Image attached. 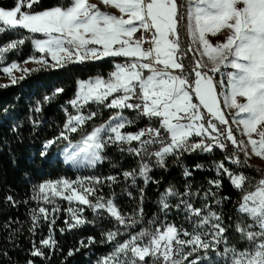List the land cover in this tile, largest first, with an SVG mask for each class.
Listing matches in <instances>:
<instances>
[{"label":"snow or ice","instance_id":"obj_1","mask_svg":"<svg viewBox=\"0 0 264 264\" xmlns=\"http://www.w3.org/2000/svg\"><path fill=\"white\" fill-rule=\"evenodd\" d=\"M8 34L16 38L0 45V63L27 42L22 63L36 65L7 63L12 84L36 72L80 74L58 104L63 119L45 115L62 83L30 97L26 117L0 111V151L13 165L12 144L46 130L32 159L55 154L74 174L32 183L25 173L23 199L7 189L0 264H51L54 255L68 264L82 251L89 264H264V166L251 163H264V0H13L0 5ZM195 156L210 159L185 162ZM21 205L26 219L9 215ZM89 227L99 238L80 236L65 255L57 231Z\"/></svg>","mask_w":264,"mask_h":264},{"label":"trees","instance_id":"obj_2","mask_svg":"<svg viewBox=\"0 0 264 264\" xmlns=\"http://www.w3.org/2000/svg\"><path fill=\"white\" fill-rule=\"evenodd\" d=\"M13 0H0V5H11ZM16 38L12 34L6 36H0V45L6 43L9 39ZM32 49L31 45L26 42L23 46L22 51L19 55L9 54L6 61L0 63V76L2 75V68L7 64L15 60L17 63H22L29 55H31ZM104 70H108V65H104ZM87 71V70H85ZM80 74L79 69H73L70 72H61L53 71L49 72H36L31 73L21 82L17 84L8 83L6 87H0V111L5 107L14 106V110L18 113L19 117H26L28 113V102L29 98L33 95L36 98H41L44 94L51 92L53 86H58L63 84L66 88V93L53 104L46 107L45 115L52 120L63 119L62 113L58 109V104L63 103L65 100L70 99L75 91V79L77 75ZM89 74H94L90 72ZM107 116V113H105ZM7 131L3 126H0V137ZM49 134L46 130L41 132L40 138L32 143L28 138L27 132L25 133V139L23 144L13 143L12 151L16 154L17 163L13 165L8 156V149L4 148L3 151H0V209L4 208L2 204L3 197L5 196L7 189L11 188L14 193H18L17 199H23L26 195L30 194V186L28 183V177L25 176V173H28V176L32 178V183H36L41 178H48L51 176L55 178L61 175L73 176L72 172H66L65 166L63 164H58L56 162L57 158L55 154L50 157L49 161H40L38 158L33 160L31 154L36 152L40 147V141L45 135ZM9 139H12L9 137ZM216 158L219 159V153H216ZM210 159L209 156H195L189 157L186 159V163L194 165L198 162H207ZM127 167V164L125 165ZM180 172L179 168L172 170V176H177ZM43 173V176H41ZM254 174V173H253ZM157 177L161 175L167 176V173L157 172ZM210 175L209 173H197L196 180L203 181L206 176ZM116 191H120L119 188ZM225 194H230L233 196V199H236V194L232 187L227 184L224 189ZM148 195L150 198L155 199L154 196V187L148 189ZM125 200H122L121 203H125ZM66 202L62 204V207H66ZM228 207H231L230 205ZM155 210V209H151ZM9 215L13 217L19 216L21 220L26 219L25 213L27 211L26 207L21 205L19 209L9 208ZM6 219L4 216H0V224L3 223V220ZM58 225L63 227V215H61ZM27 226H25V237L27 236ZM44 234H47V228L44 229ZM6 233L0 229V246H4V236ZM87 235H96L99 238V231L92 228H86L78 233H67L64 236H60L57 231V239L63 248V253L66 255L69 247H75L76 241L80 236ZM25 237L20 238V243L25 247H30L29 241ZM97 255L102 254L106 251L103 247H97L95 249ZM14 258H19L23 260V253H12ZM63 258L61 255H54L51 261V264H60V260ZM95 259V257H92ZM68 264H89V259L84 255L83 251L79 254H76L73 258H69Z\"/></svg>","mask_w":264,"mask_h":264},{"label":"rangeland","instance_id":"obj_3","mask_svg":"<svg viewBox=\"0 0 264 264\" xmlns=\"http://www.w3.org/2000/svg\"><path fill=\"white\" fill-rule=\"evenodd\" d=\"M92 2H96V0H92ZM103 10V9H102ZM22 67H27V68H33V67H36V65H34L32 62H29L28 64L24 65L23 63H20ZM6 66V65H5ZM3 72V71H2ZM16 77H20L22 75V73L20 71H16L14 70V73H13ZM8 83H11L10 81V77L5 74V73H2V75L0 76V85H6ZM236 135L239 137V133L237 132ZM251 163L253 165H256V166H264V163H262L260 161L259 158L257 157H253Z\"/></svg>","mask_w":264,"mask_h":264}]
</instances>
